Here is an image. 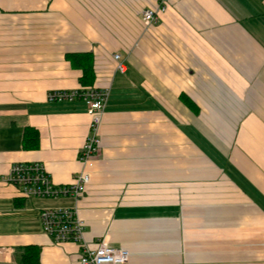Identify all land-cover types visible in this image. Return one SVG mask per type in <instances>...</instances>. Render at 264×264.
Wrapping results in <instances>:
<instances>
[{
    "label": "crops",
    "instance_id": "crops-1",
    "mask_svg": "<svg viewBox=\"0 0 264 264\" xmlns=\"http://www.w3.org/2000/svg\"><path fill=\"white\" fill-rule=\"evenodd\" d=\"M158 3L0 0V246L13 259L36 245L39 264H78L81 245L54 242L37 213L74 201L26 198L4 176L39 161L72 182L91 117L48 93L94 86L110 95L78 201L84 240L129 250L124 264H264V0H174L146 28Z\"/></svg>",
    "mask_w": 264,
    "mask_h": 264
},
{
    "label": "built area",
    "instance_id": "built-area-1",
    "mask_svg": "<svg viewBox=\"0 0 264 264\" xmlns=\"http://www.w3.org/2000/svg\"><path fill=\"white\" fill-rule=\"evenodd\" d=\"M174 0H159L154 8H145L141 19L146 28L156 24L161 13L167 11ZM116 69L124 73L126 65L120 54H114ZM110 95L109 87H80L74 89H56L48 93V101L55 103L81 100L91 117L90 130L79 150L82 169L72 182L57 184L54 182L42 162H14L11 164L4 181L15 186L20 194L31 199H71L72 205L44 206L38 209L42 228L54 242L79 243L82 252L78 264H124L129 261L127 249L115 248L106 240L95 243L84 240L85 223L79 215L78 201L87 192L91 181L90 169L94 166L100 150V128L104 119L106 105ZM11 249L0 246V264H18L11 255Z\"/></svg>",
    "mask_w": 264,
    "mask_h": 264
},
{
    "label": "trees",
    "instance_id": "trees-1",
    "mask_svg": "<svg viewBox=\"0 0 264 264\" xmlns=\"http://www.w3.org/2000/svg\"><path fill=\"white\" fill-rule=\"evenodd\" d=\"M72 62H76L74 65L79 66L83 69V76L81 77V82L83 84H90L93 82V65L91 64L90 55H73L69 56ZM74 60V61H73ZM34 134V135H33ZM33 136V137H31ZM36 136V137H35ZM24 141H33L31 144L33 146H38V135L35 131L31 129H26L24 133ZM39 247L36 245H26L16 248L14 260L18 264H39Z\"/></svg>",
    "mask_w": 264,
    "mask_h": 264
}]
</instances>
